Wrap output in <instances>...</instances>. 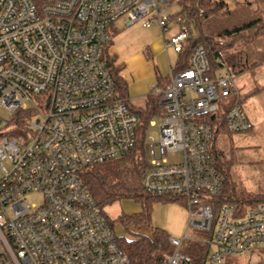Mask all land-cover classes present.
<instances>
[{"label":"built area","instance_id":"2783aa9c","mask_svg":"<svg viewBox=\"0 0 264 264\" xmlns=\"http://www.w3.org/2000/svg\"><path fill=\"white\" fill-rule=\"evenodd\" d=\"M167 0H0V108L36 115L22 136L0 135V264H131L115 230L97 206L82 174L129 154L137 144L139 113L118 89L105 57L120 19L158 23L165 49L178 56L191 35L183 16H164ZM153 12L152 18L145 20ZM169 67L165 88L153 95L165 106L146 134L148 194L171 196L188 210L182 238L161 264H191L182 252L190 227L212 247L206 264L264 251V203L240 214L216 198L225 189L214 155L217 128L206 118L224 112L230 133L253 129L241 105L235 75L222 64L213 73L202 44L188 66ZM42 196V203L27 197Z\"/></svg>","mask_w":264,"mask_h":264},{"label":"trees","instance_id":"16d2710c","mask_svg":"<svg viewBox=\"0 0 264 264\" xmlns=\"http://www.w3.org/2000/svg\"><path fill=\"white\" fill-rule=\"evenodd\" d=\"M241 1H244V5L248 4L247 0ZM232 2L234 3L233 8L239 7L240 0H167L166 4L178 5L179 13L174 14L173 17L183 16V28L191 35L183 52L178 56L176 66L178 70L188 66L190 54L199 44H202L207 51L213 73L219 71L222 64L227 66L233 74L249 69V55L245 46L264 41V17L258 16L243 24L228 26V18L233 13L230 7ZM191 25L195 26L196 33ZM111 35H113L112 31ZM144 54L151 59L148 57L147 50ZM106 59L118 89L126 97L128 85L120 75L124 66L117 64L116 55H108ZM155 78L160 88H165L169 82V77L163 76L157 68H155ZM159 100L160 96L153 95L151 90L145 106L135 109L141 117V123L138 128L137 144L129 154L89 167L82 174L85 185L114 230L117 223L126 229L133 226L141 230L151 224L155 204L175 201L171 196L148 194L141 182L142 175L149 166L146 134L150 121L162 116L165 112V106ZM231 104V99L227 103H220L217 113L208 116L206 120L217 128L214 139V155L218 170L225 182L224 192L216 198V201L220 204L232 203L240 214H244L249 208L264 203V192L253 194L239 191L232 178L234 162L224 158L221 136L230 133L226 126L224 112ZM35 115L36 113L31 109L19 110L13 114L11 124L26 127ZM122 201H133L139 204L141 211L131 215L122 213L116 219H111L106 213V209ZM169 238L170 236L164 229L155 227L151 236L138 234L137 237L131 239L117 236V241L119 247L130 259L131 264H161L165 256L173 251ZM181 250L191 257V264H206L212 247L203 241H188L183 243ZM260 251L264 255V251ZM222 264L236 263L226 259ZM258 264H264V256Z\"/></svg>","mask_w":264,"mask_h":264},{"label":"rangeland","instance_id":"374dc122","mask_svg":"<svg viewBox=\"0 0 264 264\" xmlns=\"http://www.w3.org/2000/svg\"><path fill=\"white\" fill-rule=\"evenodd\" d=\"M248 4L240 0L238 8H233L234 3L230 4L232 15L229 16L227 25L233 26L248 22L258 16L264 17V0H247ZM246 3V2H245ZM162 15L173 16L179 13L176 4H165L162 6ZM153 12L145 19L152 18ZM125 19L116 22L118 32L115 33L109 44L111 52L117 54L119 61L125 64V75H133L138 81V86H145L153 89L154 65L168 73V62L166 55L156 54L153 61H141L142 51L148 46L160 51L163 41L174 34L177 29L171 28L164 35L158 23L154 22L150 27H143V21L132 25L123 23ZM194 33L195 26L191 25ZM245 50L249 55V69L234 74V82L242 93L241 105L248 118L253 123V129L244 133H227L221 136V148L224 158L233 161L232 178L239 191L251 192L253 194L264 192V41L247 44ZM171 64L177 61L176 56L171 54L169 57ZM133 59V60H132ZM132 60L133 64H130ZM226 99L224 103L229 102ZM136 107L145 106V98L133 101ZM12 114L4 108H0V135H16L19 137L27 133L26 127H18L11 124ZM148 137L158 138L156 128H151ZM223 158V156H222ZM29 203H42L40 194H33L27 197ZM141 211V206L133 201H122L106 209V213L111 219H116L122 213L134 214ZM188 210L180 203H157L152 212V222L141 230L130 226L126 229L117 223L115 233L118 237L128 239L137 237L138 234L151 236L155 227H160L172 238H182L188 223ZM210 238V234L204 230L190 227L187 232L188 241H196ZM263 253L254 250L243 256L227 258L236 264H258L263 257Z\"/></svg>","mask_w":264,"mask_h":264},{"label":"crops","instance_id":"0c3cea01","mask_svg":"<svg viewBox=\"0 0 264 264\" xmlns=\"http://www.w3.org/2000/svg\"><path fill=\"white\" fill-rule=\"evenodd\" d=\"M123 23L125 24V21ZM111 31H112L113 35L118 32V28L116 26V23L112 26ZM113 35H111L110 41H111V38H112ZM146 50L148 51V55H149L148 57H151V59H149V58H147V56H145L144 53H145ZM146 50L142 51V57L140 56L141 61H144V60L148 61V62L149 61H153V60H155V56H156L157 53L160 54L161 56L162 55H166V59H167V62H168V70H169V67L171 65V61H170V58H169L171 56V54H173L177 58V55L171 49H168V50L165 49L164 41H163L162 48H161L160 51L156 50V48H154V47L152 48L151 46H148ZM108 55L109 56H114V55L117 56V54H115L114 52H111V50L109 49V45L107 46L105 57L107 58ZM117 58H118V56H117ZM132 60L130 61V64H133L132 66H134L135 63H132ZM117 64H122L124 66V69L122 70L120 75L122 77V80L125 83H127V85H128V92H127L128 94L126 95V98L128 99L129 103L132 105V107L134 109L143 108V107H136L133 104V101L136 100V99L145 98V103H146L147 96L151 92L152 89L148 88V86H149L148 83H145V86L143 85V87L142 86H138V81L140 82V79L136 80L135 79L136 77H134L133 75H130V76L129 75H125V68H126L125 64L123 62L119 61V59L117 60ZM155 68H157L158 71L163 76H167L169 72L168 73H164V72H162L159 69V67L157 65H154V80H155V84H157L156 83V78H155Z\"/></svg>","mask_w":264,"mask_h":264}]
</instances>
